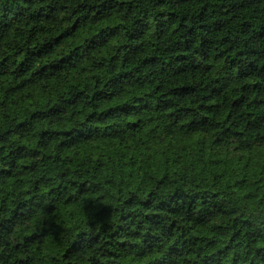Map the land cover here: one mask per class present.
<instances>
[{
	"label": "trees",
	"instance_id": "obj_1",
	"mask_svg": "<svg viewBox=\"0 0 264 264\" xmlns=\"http://www.w3.org/2000/svg\"><path fill=\"white\" fill-rule=\"evenodd\" d=\"M0 264H264V0H0Z\"/></svg>",
	"mask_w": 264,
	"mask_h": 264
}]
</instances>
